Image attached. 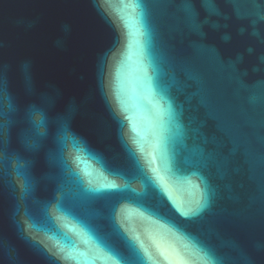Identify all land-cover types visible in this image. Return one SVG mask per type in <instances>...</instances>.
I'll return each instance as SVG.
<instances>
[{
    "label": "water",
    "instance_id": "95a60500",
    "mask_svg": "<svg viewBox=\"0 0 264 264\" xmlns=\"http://www.w3.org/2000/svg\"><path fill=\"white\" fill-rule=\"evenodd\" d=\"M58 205L133 264L114 209L173 261L264 264V0H0V264H116Z\"/></svg>",
    "mask_w": 264,
    "mask_h": 264
},
{
    "label": "snow or ice",
    "instance_id": "6c2138e0",
    "mask_svg": "<svg viewBox=\"0 0 264 264\" xmlns=\"http://www.w3.org/2000/svg\"><path fill=\"white\" fill-rule=\"evenodd\" d=\"M137 4L139 5V0H137ZM37 129L43 126L44 118L41 116L37 121H35ZM133 144L137 146L139 153L141 155H137L136 149H130L132 156L136 160V164L139 170V179L145 184V186L151 185L155 188L160 196H168L171 200V194L169 191V182H176L177 177L174 172L172 166L169 163L168 158L165 155L163 144L158 143L153 152L146 153L144 145L140 143L135 137L133 138ZM74 145H77L81 152H83L86 156L91 157L92 154L88 152L86 147L78 144L77 141L73 140ZM185 182L191 184V180L188 178H184ZM89 191L91 192H101V191H110L116 190L117 192L124 191L125 185L116 184L114 181H109L99 185L98 187H92L91 182H89ZM193 187H196L193 185ZM204 199L203 193L201 194V198L195 201V207L190 208L188 211H183L177 206V209L181 211L182 215L195 214L196 211L202 206V201ZM175 205V201H173ZM58 209L69 217H71L75 222L81 232L86 234H91V238L94 240L95 248L94 254L91 257L92 260L97 258L104 260H115L116 264H133L132 261L128 260L124 256H122L116 249H114L107 241L98 235L95 234L94 230L91 229L87 224L83 221H80L77 217H75L70 210L65 209L62 205H58ZM138 209H143L142 212L137 211V215L143 216L144 213H148L149 216H155L156 213L152 212L149 208L145 207L143 204H138ZM130 215V213H128ZM124 218H127L125 215V210L121 209L120 213L117 214L115 209L113 210V224L114 227L123 238L127 242V246L132 254L136 257V264H148V262L153 260V252L152 248H155L160 255L164 256L166 260H168V264H184L183 261H173L169 257H167L164 252L160 249L159 245L156 243L157 235H165L164 232H152L146 230V234L142 237V235L137 232L135 227H124ZM147 219V217H144ZM151 223L155 224V221H151ZM162 228L163 226H159ZM187 247V245H185ZM61 253H64L63 258L68 260L76 259L71 253H66L64 249L59 250Z\"/></svg>",
    "mask_w": 264,
    "mask_h": 264
}]
</instances>
